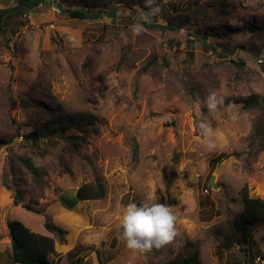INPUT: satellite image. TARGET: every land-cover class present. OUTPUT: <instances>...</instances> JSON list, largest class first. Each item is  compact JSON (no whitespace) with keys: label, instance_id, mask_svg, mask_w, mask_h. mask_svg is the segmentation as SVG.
Wrapping results in <instances>:
<instances>
[{"label":"rangeland","instance_id":"1","mask_svg":"<svg viewBox=\"0 0 264 264\" xmlns=\"http://www.w3.org/2000/svg\"><path fill=\"white\" fill-rule=\"evenodd\" d=\"M82 1L46 0L11 14L0 33V264H14V221L54 238V264H178L195 253L201 264H264V221L253 222L246 254L218 234L237 236L245 188L264 200V138L249 149L258 111L226 105L264 99V0H158L151 23L141 19L145 0H115V18H71L65 11ZM16 6L0 0V14ZM213 91L225 101L214 112L206 106ZM55 117L86 121L82 155L68 148L76 130L37 146L25 139ZM23 156L47 170L38 201ZM97 181L105 197L79 201L78 190ZM132 202L170 205L173 241L146 253L127 248L118 233Z\"/></svg>","mask_w":264,"mask_h":264},{"label":"trees","instance_id":"2","mask_svg":"<svg viewBox=\"0 0 264 264\" xmlns=\"http://www.w3.org/2000/svg\"><path fill=\"white\" fill-rule=\"evenodd\" d=\"M17 6L12 9H7L0 14V33L5 31V19L11 14H22L28 9H34L42 2L46 0H15ZM115 0H83V6L76 9H69L65 12L68 13L71 18L79 20H88L102 18L108 16L110 18H115L116 9H109L108 6L111 5ZM99 6H104V10H98ZM64 11V10H63ZM152 29H166V26H155L148 25ZM168 27L173 28L172 25ZM248 29L255 31V27L250 25L247 26ZM264 30V27H261ZM200 35V32H199ZM203 35L210 37L212 34L204 32ZM214 36L224 35L221 32H216ZM204 45H207L204 43ZM238 68L243 71L245 69L244 63H236ZM27 102V101H26ZM241 103L244 110H257L258 115L254 122L253 132L251 135L249 149L254 151L257 143H259L264 138V99L260 98L259 95L249 96L248 98L241 101H232L226 105ZM225 105V106H226ZM15 106V104H14ZM52 113H59L58 110H53ZM86 121L82 118L75 119H63L61 117L52 118L48 123L37 126L33 132L28 134L25 139L31 141L32 145H36L42 141L44 138H51L55 135L65 136V134L70 130H76L80 135L71 134L68 135V148L71 153L81 154V148L84 145L89 144L90 136L87 131ZM96 131V130H95ZM137 144L133 146L134 154H137ZM22 163L24 167L28 170L32 179L33 192L30 194L36 195L34 201H38L41 198L44 191L47 188V183L45 181L47 176V170L44 166H38L31 156H23ZM5 186L7 189H11L9 182L5 179ZM106 191L105 187L100 181L91 184H85L77 192V199L79 201H89V200H100L105 197ZM244 209L235 219V231L237 236L232 234H226L222 229L219 230L218 234L223 237L222 241L227 247H233V245L240 244L242 247L240 250L246 254L247 244L250 240L252 224L257 220L264 221V200L260 198L249 197L246 188L242 192ZM15 203L18 204L23 200V195L20 191H17L14 197ZM9 226L13 228L12 231V261L14 264H54L50 259V256L55 255V240L53 237L42 235L36 233L25 226L22 222L14 221L10 222ZM45 229L56 236L60 240H64L66 236V231L62 228L56 226L53 223L47 222L45 224ZM71 264H84L83 262L72 261ZM178 264H201L198 253L190 255L185 259L181 260Z\"/></svg>","mask_w":264,"mask_h":264},{"label":"clouds","instance_id":"3","mask_svg":"<svg viewBox=\"0 0 264 264\" xmlns=\"http://www.w3.org/2000/svg\"><path fill=\"white\" fill-rule=\"evenodd\" d=\"M145 4L148 10L142 14L141 19L145 23H151L152 17L159 14L161 8L158 0H145ZM143 30V24H136L131 29L133 35H139ZM224 102V97L213 91L207 97L206 106L209 111L214 112ZM199 128L205 136L212 134V128L206 122L202 121ZM175 222L173 208L166 203L132 202L125 206L122 213L118 238L127 248L146 253L173 241L178 234Z\"/></svg>","mask_w":264,"mask_h":264},{"label":"water","instance_id":"4","mask_svg":"<svg viewBox=\"0 0 264 264\" xmlns=\"http://www.w3.org/2000/svg\"><path fill=\"white\" fill-rule=\"evenodd\" d=\"M212 185H214V184L212 183ZM9 229H10V232L12 234L13 228L11 226H9Z\"/></svg>","mask_w":264,"mask_h":264}]
</instances>
